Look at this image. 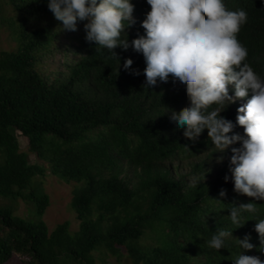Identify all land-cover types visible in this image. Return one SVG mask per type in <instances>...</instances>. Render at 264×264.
<instances>
[{
	"label": "trees",
	"instance_id": "16d2710c",
	"mask_svg": "<svg viewBox=\"0 0 264 264\" xmlns=\"http://www.w3.org/2000/svg\"><path fill=\"white\" fill-rule=\"evenodd\" d=\"M4 1L0 26L11 29L17 48L0 53V198L35 204L38 220L31 223L0 208V264L16 255L26 264H97L95 253L120 258L123 249L133 264H233L240 251L236 239L246 236L256 247L243 253L264 260L255 230L256 219L264 218V199L238 193L234 180H225L234 175L232 148L242 141L218 151L207 129L195 141L186 137V128L170 122L192 106L185 86L174 85L170 75L167 82L145 87L144 54L118 46V58L90 42L88 20L67 30L49 0ZM132 2L134 23L123 34L129 41L146 35L143 21L151 11L147 0ZM225 4L247 11L238 37L248 62L264 76V0ZM64 37L71 47L61 43ZM58 53L60 68L43 72L45 60ZM127 58L134 61L130 69L123 67ZM229 91L235 94L233 85ZM240 99L221 115L235 123L237 108L248 98ZM233 131L246 135L238 124ZM19 134L28 139L37 163L21 151ZM204 155L182 172L184 163ZM45 164L68 183H85L72 200L80 223L74 234L70 222L51 232L43 220L49 196L28 191L35 177L45 176ZM221 188L226 196L219 195ZM249 202L257 203V212L246 213L238 227L230 208ZM220 229L233 236L225 248H210L207 241ZM151 234L155 243L142 245Z\"/></svg>",
	"mask_w": 264,
	"mask_h": 264
},
{
	"label": "clouds",
	"instance_id": "9594fccd",
	"mask_svg": "<svg viewBox=\"0 0 264 264\" xmlns=\"http://www.w3.org/2000/svg\"><path fill=\"white\" fill-rule=\"evenodd\" d=\"M151 11L143 21L146 35L129 41L124 29L134 23L135 5L132 0H49V9L63 28L77 30L78 20L85 24L87 39L113 50L118 46L133 47L146 59L145 87L158 82L185 86L192 106L174 113L171 123L186 128L184 135L195 141L205 129L218 151L242 141L232 148L234 191L257 200L264 199V76L248 62V49L238 34L247 23L245 9H229L225 0H147ZM127 34V33H126ZM119 58V57H118ZM133 59L127 58L123 67L130 69ZM139 75V71L135 72ZM229 85L235 89L230 94ZM252 95L249 98V93ZM248 98L237 108L235 123L221 115L230 102ZM243 126L244 133L234 132ZM223 159V158H221ZM221 188L219 195L226 196ZM217 200V199H216ZM257 203H242L230 208L233 224L242 226L246 213H256ZM256 219V218H253ZM261 250H264V218L256 219ZM233 232L220 229L207 241L210 248H225L226 238ZM240 251L233 264H264L259 256L246 255L243 250L256 247L250 236L237 238Z\"/></svg>",
	"mask_w": 264,
	"mask_h": 264
},
{
	"label": "rangeland",
	"instance_id": "374dc122",
	"mask_svg": "<svg viewBox=\"0 0 264 264\" xmlns=\"http://www.w3.org/2000/svg\"><path fill=\"white\" fill-rule=\"evenodd\" d=\"M4 3V0H0L1 5ZM0 28V53L2 51H14L17 48V42L13 37V32L8 26L5 25L0 26ZM61 43L69 44V47H71L73 42H70L66 37H64L62 38ZM60 59L61 55L58 53L54 59L52 58L45 60V62L42 64L43 72L47 74L56 72L60 68ZM239 99L240 98H237L233 102H236ZM18 137L21 144V151L29 154L32 163H37V157L29 152L28 139L21 134H19ZM238 144L242 146V143L238 142ZM206 156L207 155H204L200 159L193 158L191 161L184 163V165L187 167H184L182 172L184 171L188 173L190 171V165L188 164L192 162L199 163L201 160L206 159ZM229 163L232 164L231 161ZM45 165L47 169L45 176L35 177L28 191L30 192L31 190H34L38 194H46L49 196L50 206L47 209L43 220L46 222L51 232L58 225L65 222H70L71 232L74 234L79 230L80 223L77 220L76 213L72 209V200L74 195L84 188L85 183H68L64 179L52 174L48 164ZM0 208L11 209L15 212V215L20 216L31 223H36L38 220L36 206L30 202L27 203L22 200L15 201L10 198H0ZM158 235L161 238L160 233H158ZM154 243L155 241L152 234L150 236L148 235V238L141 242V244L144 246L152 245ZM121 252L122 256L120 258H117L111 254L95 253L96 262L97 264H133V262L128 257L127 252L124 249ZM26 262L27 259L16 255L7 264H26Z\"/></svg>",
	"mask_w": 264,
	"mask_h": 264
}]
</instances>
